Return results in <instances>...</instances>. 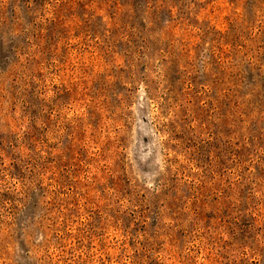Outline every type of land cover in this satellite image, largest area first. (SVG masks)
I'll return each instance as SVG.
<instances>
[{
	"label": "rangeland",
	"instance_id": "1",
	"mask_svg": "<svg viewBox=\"0 0 264 264\" xmlns=\"http://www.w3.org/2000/svg\"><path fill=\"white\" fill-rule=\"evenodd\" d=\"M0 264H264V0H0Z\"/></svg>",
	"mask_w": 264,
	"mask_h": 264
}]
</instances>
